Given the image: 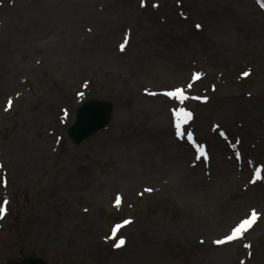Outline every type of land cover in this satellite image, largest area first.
Wrapping results in <instances>:
<instances>
[{
  "label": "rangeland",
  "instance_id": "rangeland-1",
  "mask_svg": "<svg viewBox=\"0 0 264 264\" xmlns=\"http://www.w3.org/2000/svg\"><path fill=\"white\" fill-rule=\"evenodd\" d=\"M89 99L113 119L76 146ZM172 144L180 180L147 168ZM36 256L264 264V0H0V264Z\"/></svg>",
  "mask_w": 264,
  "mask_h": 264
},
{
  "label": "bare ground",
  "instance_id": "bare-ground-1",
  "mask_svg": "<svg viewBox=\"0 0 264 264\" xmlns=\"http://www.w3.org/2000/svg\"><path fill=\"white\" fill-rule=\"evenodd\" d=\"M44 6L45 5L42 2L38 6V8L36 10V13H38L40 10H42L44 8ZM34 19H35V17H29L28 18V26H31L33 24V20ZM53 19H55L54 16H53ZM151 19H153V18L151 17ZM148 32H151L150 29H149V26H148ZM148 48H150L152 50H158L159 47L157 45L156 40H153L152 41V46H151V44H149ZM66 49H69V47H67ZM119 67H129V65L128 64L127 65L124 64V65H120ZM76 108H77V106H76ZM76 108H75V110H76ZM141 108L142 107H140V109ZM31 128L32 127H28V130H31ZM32 129H34V128H32ZM53 139H54L53 135H50L48 137V141L49 140L51 141ZM28 145L31 146V143L29 141H28ZM182 145L183 144H181L180 146L172 144L171 147H174L176 149V152L170 154L169 158L166 157L165 162H164L163 156L161 155L160 149H158L154 145L149 146V148H150L149 151L150 152L148 153V156L145 158L146 161H147V168L150 170V172H154L153 170H159V169L162 170V172H166L168 170V168H169L170 169V173H173L174 175L178 176L179 180L183 179L186 176V174H188V173H186L184 170H182V166L184 168H186L185 165L182 164V163L185 162V160L187 159L186 157H184V154H181V150L179 149V148L183 147ZM40 146H42V145H40ZM19 149L21 150V147H19ZM137 164H138V162H136L135 166H137ZM165 165H167V167ZM169 165L171 167H168ZM131 175H133V173ZM128 177H131V176L126 174L125 175L126 180H128L127 179Z\"/></svg>",
  "mask_w": 264,
  "mask_h": 264
},
{
  "label": "water",
  "instance_id": "water-1",
  "mask_svg": "<svg viewBox=\"0 0 264 264\" xmlns=\"http://www.w3.org/2000/svg\"><path fill=\"white\" fill-rule=\"evenodd\" d=\"M110 109L107 105L90 103L79 112L78 122L71 129V136L75 142H80L98 129H101L108 121ZM22 264H45L38 259L27 260Z\"/></svg>",
  "mask_w": 264,
  "mask_h": 264
},
{
  "label": "snow or ice",
  "instance_id": "snow-or-ice-1",
  "mask_svg": "<svg viewBox=\"0 0 264 264\" xmlns=\"http://www.w3.org/2000/svg\"><path fill=\"white\" fill-rule=\"evenodd\" d=\"M164 95L172 98V99H180V100H183L185 97L183 95V92L182 90L180 89H177L175 91H170V92H166L164 93ZM176 116H177V124H176V129H177V134L179 135L180 134V120L183 119V120H187L190 118V113L188 112H185L183 110H181V112L179 113H176ZM256 219V213L253 212L252 213V218L250 220H244L238 227H236L233 232H232V235L228 237V240H232L236 237L239 236L240 233L244 232L252 223L253 221H255ZM125 242L123 240L120 241V245H123ZM217 243H221L220 241H217Z\"/></svg>",
  "mask_w": 264,
  "mask_h": 264
}]
</instances>
